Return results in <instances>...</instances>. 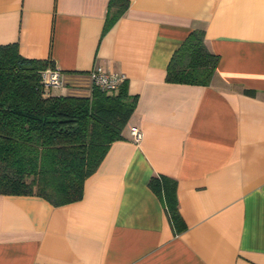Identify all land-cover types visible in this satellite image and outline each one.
Instances as JSON below:
<instances>
[{
	"label": "crops",
	"instance_id": "1",
	"mask_svg": "<svg viewBox=\"0 0 264 264\" xmlns=\"http://www.w3.org/2000/svg\"><path fill=\"white\" fill-rule=\"evenodd\" d=\"M194 29L218 55L211 81L169 82ZM5 43L51 60L58 94L89 95L95 65L123 73L135 108L79 200L0 194V264H264V0H0ZM158 175L176 180L181 230Z\"/></svg>",
	"mask_w": 264,
	"mask_h": 264
},
{
	"label": "trees",
	"instance_id": "2",
	"mask_svg": "<svg viewBox=\"0 0 264 264\" xmlns=\"http://www.w3.org/2000/svg\"><path fill=\"white\" fill-rule=\"evenodd\" d=\"M125 7L121 3L107 15L104 30ZM217 62L204 31L194 29L173 52L165 77L208 85ZM53 66L48 59L22 56L16 43L0 44V194H35L57 206L82 197L85 179L110 144L123 138L135 97L126 80L113 92L92 83L89 95L55 94L40 76ZM148 186L162 199L175 230H181L176 180L152 176Z\"/></svg>",
	"mask_w": 264,
	"mask_h": 264
},
{
	"label": "built area",
	"instance_id": "3",
	"mask_svg": "<svg viewBox=\"0 0 264 264\" xmlns=\"http://www.w3.org/2000/svg\"><path fill=\"white\" fill-rule=\"evenodd\" d=\"M91 82L102 90L113 92L118 89L120 84L126 80L123 73L107 71L99 65L92 67L88 73ZM41 80L48 86H61L62 79L60 70L55 65L48 67L40 72ZM130 134L135 142H139L143 136L142 131L137 126L130 127Z\"/></svg>",
	"mask_w": 264,
	"mask_h": 264
},
{
	"label": "rangeland",
	"instance_id": "4",
	"mask_svg": "<svg viewBox=\"0 0 264 264\" xmlns=\"http://www.w3.org/2000/svg\"><path fill=\"white\" fill-rule=\"evenodd\" d=\"M62 87H58V86H52V92H54L55 94H58L61 91Z\"/></svg>",
	"mask_w": 264,
	"mask_h": 264
}]
</instances>
